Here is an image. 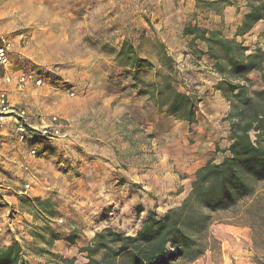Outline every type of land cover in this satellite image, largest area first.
I'll list each match as a JSON object with an SVG mask.
<instances>
[{
    "label": "rangeland",
    "instance_id": "1",
    "mask_svg": "<svg viewBox=\"0 0 264 264\" xmlns=\"http://www.w3.org/2000/svg\"><path fill=\"white\" fill-rule=\"evenodd\" d=\"M162 1L0 0V35L12 43L9 71L43 80L39 87L29 83L20 89L7 85L11 90H5L9 102L27 112L30 127L21 139L13 119L0 124L1 244L15 239L84 263L97 233L107 229L133 236L148 211L163 214L190 192L191 185L178 205L156 209L157 203H149L159 198L136 178L141 169L153 174L160 162L161 175L169 170L182 177L171 166L175 159L197 165L222 160V150L230 143V105L215 88L221 78L213 60L200 53L198 58L184 31L190 25L214 27L241 41L247 53L264 46V39L259 28L235 36L237 21L214 22L210 12L223 17L226 6L207 10L194 0ZM233 2L241 5V0ZM232 11L236 15L246 9ZM180 15L177 38H157L164 30L170 33L163 17L178 20ZM123 41L134 43L139 57L147 60L136 74L143 82L138 88L133 86L134 71L116 63ZM195 47L206 50L201 43ZM166 77L196 101L194 123L178 118L168 104L156 105L151 94L139 93L154 92ZM248 77L251 91L263 88L257 71ZM44 129L47 134H42ZM250 136L254 139V132ZM170 186L164 187L161 205L167 204L165 199L178 201ZM257 187L264 199V182ZM37 198L50 201L54 218L44 220ZM220 217L210 227L215 242L189 264H264V229L256 245L250 228L227 215ZM48 230L60 235L49 247L42 244ZM27 257L31 264L53 258L31 250Z\"/></svg>",
    "mask_w": 264,
    "mask_h": 264
},
{
    "label": "trees",
    "instance_id": "2",
    "mask_svg": "<svg viewBox=\"0 0 264 264\" xmlns=\"http://www.w3.org/2000/svg\"><path fill=\"white\" fill-rule=\"evenodd\" d=\"M194 1L196 6L207 10H217L220 5H236L230 0ZM244 2L246 12L235 36H243L261 23L264 39V0ZM184 33L191 36L190 47L197 57L200 58L199 53L208 55L220 75L215 88L230 105L227 115L229 146L222 150L224 156L220 162L209 160L195 172L190 192L180 205L163 214L148 211L133 236L107 229L97 233L92 247L88 248L87 261L81 264H189L203 256L215 242L210 227L221 219V215L250 228L253 242L257 245V237L261 236L259 230L264 229V199L257 187L264 182V46L247 53L248 47L236 38L230 39L218 29L195 25L188 26ZM196 43L204 44L206 50L200 52L195 47ZM115 59L119 66L126 64L127 69L134 71L133 86L138 88V84L143 82L136 74L147 60L139 57L137 49L129 41L120 44ZM252 71L260 74L263 83L260 91L250 90L248 75ZM156 86L155 93L146 89L139 93L151 94L156 105L168 104L178 118L188 123L195 122L196 101L193 97L178 91L170 77ZM251 132H254V139ZM34 202L45 221L56 216V210L48 199L37 198ZM45 226L43 230H47ZM47 235L46 238L42 236V244L48 247L60 239V235L50 234L49 230ZM31 245L24 246L15 239L8 244L0 243V264H31L27 257L29 250L53 257L43 264H77L74 259L42 248L32 249ZM97 252L101 253L99 257L95 256Z\"/></svg>",
    "mask_w": 264,
    "mask_h": 264
},
{
    "label": "crops",
    "instance_id": "3",
    "mask_svg": "<svg viewBox=\"0 0 264 264\" xmlns=\"http://www.w3.org/2000/svg\"><path fill=\"white\" fill-rule=\"evenodd\" d=\"M230 1H233V0H230ZM161 2H163V1L160 0V3ZM232 8H235V9L240 8V10H243V9L245 10L246 7H245L244 0H241V5L238 2L237 3V6H226L224 8V10H223V13H224V16L223 17L221 15H215V12H210V14L212 15L211 18L212 17L214 18V22L217 19H218V22L224 21L226 23H233V22L237 21L236 24L240 25L241 22H242V19H243V15L245 14L246 11L243 12L242 14L240 12H238L235 15L234 14V11H232ZM176 14H177V12H176ZM177 17H178V20L177 19H170V18H164L163 17V23H165V26H167V28L170 30V33H168V32L166 33L165 30H164L163 32H161V33H159L157 35L158 36L157 38L162 37L163 41H165L164 38L168 37L169 35H170V37L177 38L176 33L179 32L178 31L179 30V27H181L182 16L180 15V16H177ZM209 21H211L210 18H209L208 22ZM159 23H161V20L159 21ZM159 23H157V25ZM255 28H259L258 30H260V32H261L262 29H263V25L261 23H258L250 32H253L255 30ZM210 29H214V27H212ZM132 45L135 46L134 43H132ZM134 48H136V47H134ZM137 51H138V49H137ZM21 73H25V72H23V71H16V72L11 73V74L14 77H17ZM10 88L7 87V85H5V84H0V90H6V91L9 90L10 91L11 90ZM28 90H29V88H28ZM184 160H187V159L185 158ZM190 163L191 162H189V163L188 162L183 163V160L182 159H175L174 162L171 164V166H173V165L177 166V167L174 166V168H176V170L178 172H180V174L182 175V177H177V174L170 173L169 170L166 171V172H164L165 173L164 175H161V173H160V168L161 167L159 166L160 162H159V164L157 163V164H155L153 166L154 167L153 170L155 171V173H153V174H149L148 173V172H150L149 170H147V172L145 173L141 169V172L142 173H140L139 175L136 176L137 180L142 183L144 190H148L146 192H151L152 195H154L156 198H159L158 201H153V202L152 201L151 202L149 201L150 202L149 203L150 205H153V204L155 205L157 203L158 206H157L156 209L163 208V210H167L168 208L173 207V206H176V205H178L180 203V201L182 200V198L184 197V195H186V193L190 189V185H191V182L194 179L195 172L201 166L204 165L203 163H200V165H197L196 162H192V164H190ZM145 178H147V179H145ZM146 180H148V181H146ZM148 183H149V185H148ZM167 184L168 185H171L170 187H168V191L174 192V193H178V195L176 196V198L178 199V201L177 202H175V201H172L171 202V201L165 199L164 202H167V204L166 205H161V202H160L161 198H166V197H164L165 195H163V197H162V193L164 191V187ZM181 187H182V190L177 191V189H179ZM146 188H149V189H146ZM144 195L145 196H148L149 194L146 193ZM152 208H153V206H152ZM162 212H164V211H162ZM146 215H147V213H146ZM146 215L140 219V223L146 217ZM30 218H31V216H30ZM30 224L31 225L32 224H36V222H34V223H31L30 222ZM58 240H55L54 243L55 242H58Z\"/></svg>",
    "mask_w": 264,
    "mask_h": 264
},
{
    "label": "built area",
    "instance_id": "4",
    "mask_svg": "<svg viewBox=\"0 0 264 264\" xmlns=\"http://www.w3.org/2000/svg\"><path fill=\"white\" fill-rule=\"evenodd\" d=\"M11 42L0 35V82L6 85H13L17 88H22L29 83L34 84L36 87L43 85V80L40 77L29 73H21L17 77H14L9 68L11 67ZM13 119L16 126V131L19 132L20 138L24 139L26 128L30 127L28 124L27 112L24 109L17 108L9 102L7 92L0 90V124L5 119ZM55 120V119H53ZM51 128V127H49ZM52 130V129H51ZM53 133H57L58 130L54 127ZM42 134H47V129L42 131ZM31 154H35L36 150L31 149Z\"/></svg>",
    "mask_w": 264,
    "mask_h": 264
}]
</instances>
